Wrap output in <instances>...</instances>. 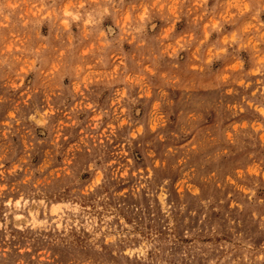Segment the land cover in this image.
Masks as SVG:
<instances>
[{"label":"rangeland","instance_id":"obj_1","mask_svg":"<svg viewBox=\"0 0 264 264\" xmlns=\"http://www.w3.org/2000/svg\"><path fill=\"white\" fill-rule=\"evenodd\" d=\"M0 264H264V0H0Z\"/></svg>","mask_w":264,"mask_h":264}]
</instances>
